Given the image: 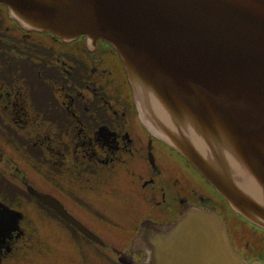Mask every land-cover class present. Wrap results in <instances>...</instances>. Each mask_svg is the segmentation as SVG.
<instances>
[{
	"label": "flooded vegetation",
	"instance_id": "1",
	"mask_svg": "<svg viewBox=\"0 0 264 264\" xmlns=\"http://www.w3.org/2000/svg\"><path fill=\"white\" fill-rule=\"evenodd\" d=\"M192 208L264 264V228L147 130L110 42L27 30L0 5V264H153L154 248L179 264L171 229Z\"/></svg>",
	"mask_w": 264,
	"mask_h": 264
},
{
	"label": "water",
	"instance_id": "2",
	"mask_svg": "<svg viewBox=\"0 0 264 264\" xmlns=\"http://www.w3.org/2000/svg\"><path fill=\"white\" fill-rule=\"evenodd\" d=\"M0 4L26 29L109 41L148 131L192 163L235 212L264 228V0ZM173 228L185 236L179 264H250L215 212L189 209ZM163 252L153 249V264Z\"/></svg>",
	"mask_w": 264,
	"mask_h": 264
}]
</instances>
